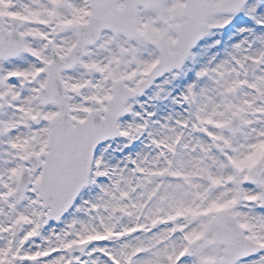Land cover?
I'll return each instance as SVG.
<instances>
[{
    "label": "snow or ice",
    "instance_id": "1",
    "mask_svg": "<svg viewBox=\"0 0 264 264\" xmlns=\"http://www.w3.org/2000/svg\"><path fill=\"white\" fill-rule=\"evenodd\" d=\"M0 264H264V0H0Z\"/></svg>",
    "mask_w": 264,
    "mask_h": 264
}]
</instances>
